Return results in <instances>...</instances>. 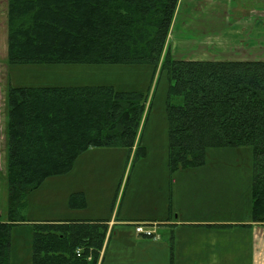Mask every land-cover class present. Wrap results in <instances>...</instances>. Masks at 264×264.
Masks as SVG:
<instances>
[{"label":"trees","instance_id":"obj_1","mask_svg":"<svg viewBox=\"0 0 264 264\" xmlns=\"http://www.w3.org/2000/svg\"><path fill=\"white\" fill-rule=\"evenodd\" d=\"M180 1L8 0L7 63L160 67L169 82L170 169L203 165L211 148L251 147V220L264 225V62L176 60L168 41ZM7 111L0 264H10L13 227L28 223L32 264H99L106 220L31 222L27 199L48 178L70 173L92 148L133 149L144 94L107 85L10 87ZM83 199L74 194L71 206Z\"/></svg>","mask_w":264,"mask_h":264},{"label":"rangeland","instance_id":"obj_2","mask_svg":"<svg viewBox=\"0 0 264 264\" xmlns=\"http://www.w3.org/2000/svg\"><path fill=\"white\" fill-rule=\"evenodd\" d=\"M263 3L264 0H181L168 41L173 57L176 60L252 58L250 43L260 40V36L249 25L239 22V18L251 7L263 8ZM261 11L254 14L264 20V9ZM2 65L7 66V70L0 74V221L8 220L7 94L10 87L107 85L118 91L144 94L145 116L133 149L92 148L77 158L70 173L48 178L27 199L25 218L30 221L112 222L113 233L121 232L124 236L119 244H125V255L121 254L124 249H117L113 238L111 246L103 253L102 264H171L169 257L162 263L152 251V256L144 259L132 255L141 250L133 242V236L138 235L135 225L143 224L147 228L146 221L156 216L161 203L165 205L169 179L174 181V204L184 219L223 221L243 218L250 213L251 147L211 148L203 165L170 169L166 114L169 82L160 67ZM138 143L139 148H143L141 152L137 151ZM168 171L174 174L168 176ZM77 193L83 195L84 205L73 208L72 196ZM32 244V225L14 226L10 264H27ZM222 258L204 256L205 262L210 264H215L217 259L220 264H226ZM244 260L245 263L239 264H249L247 256Z\"/></svg>","mask_w":264,"mask_h":264},{"label":"crops","instance_id":"obj_3","mask_svg":"<svg viewBox=\"0 0 264 264\" xmlns=\"http://www.w3.org/2000/svg\"><path fill=\"white\" fill-rule=\"evenodd\" d=\"M242 8L244 7L242 6ZM261 9L263 10L264 7L260 9L251 7L239 18V22H243V25H249L253 28L254 33L260 36V40H252L250 43L249 49L252 51L249 56L252 58L229 60L180 58L178 60L264 62V20L254 14L255 11L261 13ZM7 21L8 0H0V64L6 63V65L8 60ZM6 70L7 66H0V74ZM173 174L174 172L168 171V176ZM173 183L174 181L171 180L170 182L169 179V193L165 205L161 203L156 216L152 220L146 221L153 225V227L148 228L155 232L156 239L136 233L138 235L133 236V242L136 246L141 247V250L134 251L133 256L144 259L146 256H152L150 253L152 251L155 252L156 259L162 263H166V257H169L171 264H210V262H205L204 256H221L226 264H239L245 263L244 257L247 256L249 264H264V225L252 222L251 207L250 213L247 212L243 218L239 219L231 218L223 221L184 219L173 201ZM44 221L85 220H31V222ZM106 221L108 232L100 254L99 264H101L102 259L104 261L103 253L109 249L113 238L116 239L117 249H124L121 254L125 255V248H123L126 247L123 246L125 244H119L124 236L121 232L113 233L111 227L113 223ZM31 256L27 264H32ZM215 264H220V259H217Z\"/></svg>","mask_w":264,"mask_h":264},{"label":"built area","instance_id":"obj_4","mask_svg":"<svg viewBox=\"0 0 264 264\" xmlns=\"http://www.w3.org/2000/svg\"><path fill=\"white\" fill-rule=\"evenodd\" d=\"M137 232H138V233H144V234H145L146 236H148V237H149V236H152V234H153L151 231H144V229H143L142 227H138V228H137ZM80 253H81V251L78 250V251H77V255L80 256Z\"/></svg>","mask_w":264,"mask_h":264}]
</instances>
